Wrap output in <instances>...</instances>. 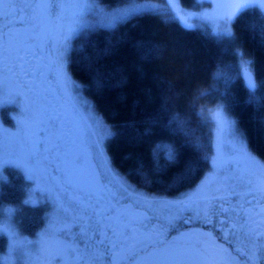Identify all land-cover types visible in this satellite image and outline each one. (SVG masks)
I'll list each match as a JSON object with an SVG mask.
<instances>
[{"label":"snow or ice","instance_id":"obj_1","mask_svg":"<svg viewBox=\"0 0 264 264\" xmlns=\"http://www.w3.org/2000/svg\"><path fill=\"white\" fill-rule=\"evenodd\" d=\"M21 7L27 12L26 19L14 20L5 27L11 29L13 24H18L22 30L6 33L0 30V89L14 97L26 113V119L20 122L19 133L14 134L17 135L16 142L2 147L5 151L22 154L23 160L14 163L25 167L38 185L49 186L45 191L51 198L53 211L49 225L31 245V250L9 236L6 243L10 254L25 264H32L34 254L47 250L55 256L53 264H85L84 253L73 238V232L80 228V224L74 223L80 213L81 219L87 218L89 224L95 225L93 236L102 237L101 243L110 246L113 258L108 264H117L115 257L123 252L132 257L142 253L137 264H239L230 254H226L227 260L213 258L212 249L206 242L212 240L211 233H179L169 242L163 238L161 226L156 234L138 239L141 235L139 221L120 201V194L128 190L126 181L114 173L102 146L103 139L113 133L91 105L86 107L78 87L71 84L65 70V52L70 36L97 26L113 29L133 16L148 14L149 5L132 0L122 8L110 10L99 0H36L23 6L0 0V13L4 19L13 15L12 9ZM250 8L264 13V0H236L221 14L216 12L214 5L212 12L203 15L217 26L214 35L232 37L234 33L230 25L234 18ZM243 63L251 64L252 61ZM95 83L97 86L103 83L98 70ZM246 88L255 93L257 84L248 78ZM253 99L259 102V98ZM216 116L219 123L234 126V121L224 117L222 111L218 110ZM155 123L156 118L149 121L148 134ZM231 152L227 158L218 155L213 159L211 175L227 180V169L235 165L242 170L249 188L264 193V163L256 159L240 136L231 146ZM161 153H164L163 164L160 162ZM152 157L157 174L180 163L179 153L164 142L156 143ZM190 172V164H185L173 174L171 182L182 184ZM222 191L231 192L233 197L237 195L227 186L222 188L205 181L195 192L174 203L207 225L214 226L213 218L217 215L214 209L219 208L221 214L229 211L225 207V198L215 195ZM141 199L145 204L152 203L147 198ZM241 218L240 227L247 229L249 239L264 235L249 227L250 217L243 209ZM202 236L206 241L201 240ZM236 252L248 257L246 264H255L258 257L264 264V247L257 249L254 246L251 252H241L237 248Z\"/></svg>","mask_w":264,"mask_h":264},{"label":"trees","instance_id":"obj_2","mask_svg":"<svg viewBox=\"0 0 264 264\" xmlns=\"http://www.w3.org/2000/svg\"><path fill=\"white\" fill-rule=\"evenodd\" d=\"M182 1L194 5V0ZM99 2L116 7L132 0ZM135 2L165 5L164 0ZM147 13L113 29H86L69 52L73 79L113 133L105 147L114 169L150 195L172 197L192 189L211 169V113L218 107H225L250 152L264 163V13L257 8L243 11L233 22L234 36L223 40L186 29L162 13ZM247 61L252 63H243ZM243 65L253 71L255 93L246 88ZM97 70L103 76L100 86L95 83ZM153 118L157 123L148 134ZM158 142L171 145L180 161L159 174L152 157ZM185 164L191 166L187 179L172 183L173 174ZM26 184L9 171L0 184V208L21 204Z\"/></svg>","mask_w":264,"mask_h":264},{"label":"flooded vegetation","instance_id":"obj_3","mask_svg":"<svg viewBox=\"0 0 264 264\" xmlns=\"http://www.w3.org/2000/svg\"><path fill=\"white\" fill-rule=\"evenodd\" d=\"M5 2L23 6L24 4L34 3L36 0H5ZM11 11L13 15H11L9 19H4L3 13H0V30H3L5 33L9 30L13 32L21 31L22 28L18 24H13L11 29L6 28L5 26L12 23L14 20L23 21L27 16V12L23 7L19 9H12ZM15 13H18V15H15ZM68 67L69 65L67 64L66 68ZM68 74L69 79H73L69 71ZM74 82L76 86L79 85L75 80ZM79 93L82 99L86 102L87 107L88 103L90 104V100L84 95L80 85ZM2 97H4L5 100H2ZM5 97H10V99L7 100ZM9 100H11L10 103H8ZM0 109H6L14 115H16V113L21 114L20 112H23L20 104L16 102L14 97L3 89H0ZM94 112L96 115L98 114L96 111ZM105 140L106 139L104 138L102 146L104 148L105 156L108 159V163L112 168L113 165L110 157L109 155H106ZM112 170L119 178H123V176L116 171L114 167ZM240 176L239 179H241ZM205 181L212 182L214 185L222 188L227 186L237 194L233 197L231 192L228 191L215 193V195L223 196L225 198V207H227L229 211L221 214V210L219 208H215L214 211L217 215L213 218L214 226L207 225L200 218L190 212H185L174 203L182 199L187 194L195 192L197 188L202 185V182ZM244 181V178L241 179L240 182L235 183L233 188L231 185H225L221 176H212L208 173L195 187L172 197L153 196L146 192L134 189L126 184L128 190L127 192H122L120 194V201L122 205L128 207L134 218L139 221L138 227L141 235L138 236V239H143L148 235L156 234L160 230L161 226H163L164 229L163 238L167 241L177 237L179 233H211V241H206V237L203 236L201 237V240L206 241L212 248L223 251L226 254H230L231 258L238 261L239 264H246L248 257L237 253L236 249L239 248L241 252H251L254 246L257 249L264 247V235H257L253 239L248 238L246 235L247 229L242 230L240 227L243 222L241 218V209L245 210L247 216L250 217L249 227L255 229L258 233H264V193L257 192L254 189L249 188L247 184H241ZM37 186L40 187V191L44 196H46L45 190L48 189L49 186L46 184H39ZM27 189H30V186ZM25 192L27 193V190ZM141 198H147L152 203L150 205L145 204ZM49 202L51 203V200ZM14 206H17V204ZM30 207L31 206L24 205V210L22 208L20 211L21 221L19 227L21 229L20 231L17 229L18 232L11 234L12 237H15L18 241L24 239L26 242L32 243V240L38 239L40 231L44 228V226L49 225V222L45 223V215L48 214L49 218V213L53 210L52 205H47V207L39 209ZM233 209H235V211H233ZM169 221H171L170 224ZM221 221H223V223H221ZM74 223L80 224V228L73 232V238L76 239V246L80 248L81 253H84L85 264H108V261L113 258L112 253L109 250L110 246L107 243H101L102 237L93 236L95 225L89 224L87 218L81 219L80 213H77ZM8 235L9 234H5L2 238H0V245L2 246L0 249L1 264H8L7 256L3 258L1 255V250L3 246L5 247V240L8 239L5 236ZM85 250L87 251L85 252ZM140 255H142V253H137L135 257H132L130 253L123 252L117 254L115 259L117 264H131ZM46 256L49 257V259L46 262L42 261V263L53 264L55 256H50V252H47ZM65 259H67V257H65ZM255 264H261V258L258 257Z\"/></svg>","mask_w":264,"mask_h":264},{"label":"rangeland","instance_id":"obj_4","mask_svg":"<svg viewBox=\"0 0 264 264\" xmlns=\"http://www.w3.org/2000/svg\"><path fill=\"white\" fill-rule=\"evenodd\" d=\"M164 2H165V5L153 3V2H141L138 4L149 5L148 9L146 10L147 12L162 13L168 17H171L177 20L186 29H189V30L200 29L208 33L209 35L217 39H222V40L228 37V36H223V35H214V30L217 28V26L214 25L209 20L205 19L203 13L212 12L214 9V5H215L216 12L218 14H221L224 11L229 10L231 5L234 4L236 0H194L193 6L186 5L182 0H164ZM122 7L124 6L106 7V8L111 10V9H118ZM236 18H234V21ZM233 22L230 25L231 30H232ZM95 28H104V27L97 26ZM78 34L70 36L68 40V46L65 52V70L67 72V75H69L68 71L70 72L69 67L66 68L68 64L69 52L71 49L72 42ZM242 70H243V76L245 77L246 81L248 78H252L254 80V74L250 66L243 65ZM69 80L72 85L76 86L73 79H69ZM77 87L79 89V85H77ZM5 98H7V100L10 99V97H5ZM2 100H5L4 97H2ZM10 102L11 100H9L8 103ZM90 104L92 106V109L96 111L93 104L91 102ZM90 104L88 103V105ZM218 110L222 111L223 116L226 117L228 120L234 121L230 117V115H228V113L226 112L225 107H218L211 113V119L213 122L214 152H213V158H212V163H211L212 165H211V169L209 172L210 175L214 171L213 159L217 158L218 155L224 158H227L230 155H232L231 146L235 143L237 136L241 137V135L237 131L235 123L233 127H230L227 123L218 122V119L216 116V113ZM20 113L21 114L16 113V115H14L13 113H11L10 111H7L6 109L5 110L0 109V184H3L7 181L8 173L11 170L14 171L15 173H18L27 182L26 186L24 187L23 197L25 196V199L23 203L17 206H14L13 204V205H8V206H2L0 208V238H2L5 234H9L8 236H5L7 238L9 236H12L11 235L12 233L18 232L17 229H19L20 231L21 229L19 227L20 226L19 224L21 221L20 211L22 210V208L24 210V205L31 206L30 208L35 207L37 209L47 207V205L49 206L52 205V201L51 203L49 202L51 198L43 195V193L40 191V187L37 186L38 184L35 183L30 178L29 173L26 172L25 167L21 166L20 163H14V161L16 162L22 161L23 155L20 153H16V152L5 151L4 148L2 147L5 144L16 142L17 135H14V134L19 133L20 122L26 119V114H24L23 112H20ZM97 115L101 118L99 114ZM110 136L105 137L106 139L105 145H106L107 140L110 138ZM256 159L260 161L257 157ZM225 168L227 169V165H225ZM240 175H243L242 170L236 168L235 165H233L231 169H227L226 171V176L228 177V179L226 180L225 177H222L223 183L225 185H231L234 188L235 183L240 182L241 179L244 178L243 176H240ZM239 176L241 177V179H239ZM122 179L123 181H126L127 185L136 189L124 177ZM241 184L246 185V182L244 181ZM29 186H30V189H27ZM26 190H27V193L25 192ZM52 211L49 213V216L52 213ZM47 222H49L48 214L45 215V223ZM46 227L47 225H45L44 228L40 231V234L45 230ZM32 241H33L32 243H28L26 242V240L21 239L19 242L25 245V247L29 248V250H31V245L37 240H32ZM1 251H2L1 255L3 258L7 256L8 264H25L23 260H18L15 256L10 254V248H9L8 243H6V240H5V247L3 246ZM47 252H48L47 250H44V251H41L39 255L34 254L32 257V264H43L42 261L46 262L49 259V257L46 256ZM50 256H53V255L50 253Z\"/></svg>","mask_w":264,"mask_h":264},{"label":"water","instance_id":"obj_5","mask_svg":"<svg viewBox=\"0 0 264 264\" xmlns=\"http://www.w3.org/2000/svg\"><path fill=\"white\" fill-rule=\"evenodd\" d=\"M173 240V239H172ZM172 240H170L169 242H171ZM210 247V246H209ZM212 252H213V258L216 260V261H221V260H227V255L226 253H224L223 251H220V250H217L215 248H212ZM140 257V256H139ZM139 257L134 260L131 264H137L138 260H139Z\"/></svg>","mask_w":264,"mask_h":264}]
</instances>
